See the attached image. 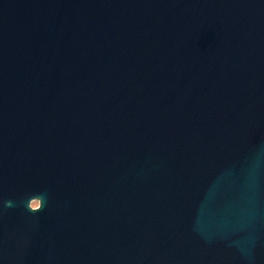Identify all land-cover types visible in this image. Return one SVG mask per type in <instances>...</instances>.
I'll return each mask as SVG.
<instances>
[{"label":"water","instance_id":"obj_1","mask_svg":"<svg viewBox=\"0 0 264 264\" xmlns=\"http://www.w3.org/2000/svg\"><path fill=\"white\" fill-rule=\"evenodd\" d=\"M0 264H264V0H0Z\"/></svg>","mask_w":264,"mask_h":264},{"label":"rangeland","instance_id":"obj_2","mask_svg":"<svg viewBox=\"0 0 264 264\" xmlns=\"http://www.w3.org/2000/svg\"><path fill=\"white\" fill-rule=\"evenodd\" d=\"M37 206H38V203H37V202H33V203H32V207L35 208V207H37Z\"/></svg>","mask_w":264,"mask_h":264}]
</instances>
